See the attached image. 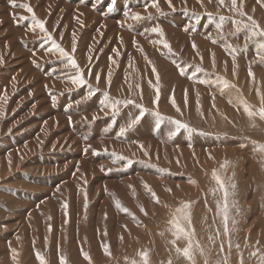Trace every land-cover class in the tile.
<instances>
[{
  "label": "rangeland",
  "instance_id": "374dc122",
  "mask_svg": "<svg viewBox=\"0 0 264 264\" xmlns=\"http://www.w3.org/2000/svg\"><path fill=\"white\" fill-rule=\"evenodd\" d=\"M63 1L69 4L68 0ZM87 1L99 6L100 10L97 11L95 9L93 13L102 14L99 15L101 18L89 20L87 16L84 15V11L82 10L84 8L89 9V7L85 5L87 4L86 0H81V2H79L82 5L76 4L75 10L72 9L70 11H66L64 9V17L62 15L58 19L57 12L54 8L47 11V19L51 23L56 22L54 29H56L60 24H64L62 27L63 36H61V33H59L60 38H58L52 31L49 30L46 25V19L38 14L36 5L32 6L37 18L45 20V27L52 34L53 39H55L61 47L73 55V58L77 61V64L87 83L82 87L73 85L71 83L70 77L76 74V70L72 69L70 66H67L66 60H59L58 53L49 54L46 53L45 49H41L40 43L43 34L33 36L34 42H37L38 47H33L34 50L28 55V58H26V56L19 57L17 55L14 69L20 67L17 65V62H23L24 59H27L29 65H31V68L36 67L38 72L43 71L40 73L46 75L48 79H30L29 84L32 85V88L29 90V93H32V95H29V102H23L25 104L24 106L29 104L28 109L32 107L30 115H27L30 123L25 125L24 129H20L19 134L27 133L29 130L31 131L33 129L39 130L46 124L53 125V129L56 128L57 125H60L61 128H57L58 133L56 136H64L65 140L60 139V141L58 139V144H60L62 149H57L56 151L53 149L54 152L53 150H50L51 153L47 151V157L53 156L55 158L54 159L52 157V162H48V164L57 166L59 163L64 162L63 160L59 161L61 159H58L55 155H65L66 161L67 158H71L73 164H80L79 160L81 161L82 159H79L76 156H70V154L73 153L76 145L74 147L72 145L71 147L66 141L69 137H74L76 135L75 131L72 130V123H69V117L64 121V115H57L58 113L55 112H53L52 115H40L37 112V109L40 106L41 97L33 96L34 91L39 88H43V91H46L49 94V98L46 99L51 101L49 104L50 107L54 108L55 106L51 96H55V93L57 92L56 82L59 83V81H63L64 87H67V91H64L63 94L64 97H67L69 93H75L78 91L81 93V91H83L79 98L68 101L64 106V109H70L78 112L84 110L88 111L85 114L71 117L72 122L81 120V124L84 123L83 126L88 123L90 128H92V125L97 123L99 130L104 132L109 131L108 133H112L117 136L116 133L119 131V128L121 126H126L125 123L117 127L119 118L125 115L123 112L132 110L134 115L131 116L134 118L135 115L138 114L139 110L133 105H128L127 107L120 105L118 106L120 108V113L113 117L112 109L107 106H101L99 103V101L103 99V92L108 91L109 95L114 99L123 100L126 98H131L137 103L143 104L144 108L146 109L145 117L151 116L153 119L150 121L151 124L148 123L149 120H146L145 117L141 119V121L137 124L138 126L141 125L140 127H142L143 124L141 122H143L145 119L146 121L144 122L148 121V126L151 125V127H148L150 130H147V133H143L139 136L148 138L150 137L157 142L154 144H149L143 140H131V142H137L133 143V145L136 146L137 155H134V153L131 152V150L135 149L132 147L129 149V155L123 152L113 151L117 153V155H123L127 159L133 161V163L127 168L124 167L126 161L115 160L114 163L113 161L115 158L111 155L112 152L108 150L107 152L105 151V153L108 154L105 155L107 158L105 159V164L108 165L103 164V166L105 165L103 168L108 169L107 173L110 172L112 175L107 181L102 180L100 183H98L99 186L97 183H95L93 185V190H95V192L92 194L88 190H84L82 192L83 198L85 192L87 193V210H85V208L83 210L80 209V213L79 211H74L75 209H72L73 211H71L68 208L67 219L70 223L68 222L69 224L67 225L64 224L63 209L61 210L63 213L61 223L60 221L54 219V209L51 206H47L44 213L40 214L43 220L42 225H44V228L47 229L48 240L44 250H42L43 247L39 245L41 247L39 252L45 257V260L48 262V264H58L59 253L57 249L59 246L60 252L66 254L69 264H87V262L84 261L80 255L81 245L75 241L77 240L75 239L77 238L76 235H81L82 238H84V235H86L90 237V239L87 241V239L84 238L85 247L83 249L89 252L93 264H126L125 258H128V260L133 258L138 259L137 253L143 249H147L149 251L150 264H168L169 261H171V264H188V261H186L182 255L176 252V248L183 249V247L186 246L187 241H185L183 238L178 239L173 235L171 230L172 226L168 223V221L172 218L175 208L180 206L181 201H193L192 228L195 232L194 243H198L200 247L204 249L205 253V256H201L199 254V250H195V261H197L196 264H205V257L207 258L209 264H216L217 260H222L225 256L228 257L229 264H239L241 256L243 258V264H257V261H255L256 258L249 255L256 249H259L260 252H262V248H264V170L261 169L260 163L258 162L259 156L254 153L251 141L264 144V121H260L258 118H256L255 124L257 127H250L251 121L244 113L243 107L235 103H230L229 101L234 100L237 96H241L245 101H247L248 104L254 107L259 106L260 97L257 96L255 89L257 86H259L261 92L264 93V64H260L259 62L253 63V61L256 59L255 46L249 44L247 51H237L235 53L236 75L233 76V56L224 47L225 44H231L233 47L238 49L243 48L245 44L244 33L241 32L236 36L231 35V33H233L236 28V25L233 24V20L247 22L246 16L241 17L237 13L231 12L229 10L230 0H225L224 7H219L217 0H211V2H209V0H203V7L197 3V0H194L193 2L196 4L197 8L189 9L187 7V12L183 11V7L185 5L182 6L179 4V2L183 0H172L176 9L174 12L168 8L164 0H158V2H163V4L159 3L161 10L165 13L163 16H160L156 10L150 6L147 8V10H145V4L148 3L150 5V0H116L111 11H108V6L111 3V0ZM21 3L24 2L17 1V4ZM6 4L7 9L15 12L17 16L24 15L21 11L23 9L19 7L13 9L8 4V1H6ZM118 7L120 12L117 11ZM8 10L7 13H9ZM243 10L247 15L253 16L258 24L264 27V7L258 4L257 0H244ZM116 11L118 13H116ZM126 11L131 14L139 13L141 16L152 15L153 19L151 21H134L130 16L127 18L125 17ZM206 12L212 13L213 15L208 17L205 15ZM194 13L199 14V17L197 18V15ZM221 15L227 17L228 19L223 22L222 29L218 30L216 28V24L220 22L219 16ZM10 16L14 25L16 27L20 26L19 30L23 31L24 33L23 35L15 37L18 40L19 38L29 40V34L32 32L26 31L29 22L27 23V21H24L18 25V23L13 20L11 14ZM107 18L110 19L108 20ZM176 21L178 24L175 23ZM159 22L168 24L173 28H175L177 25L175 29L188 34V37L183 38L181 34L173 35L172 33L168 35ZM156 24L161 26L165 34V38L170 43L174 54H162L167 50L163 49L162 46L154 45L151 42L158 39L159 37L150 31L144 32L145 28L150 29ZM186 27L189 29L188 31H184ZM211 29H213V32L209 31ZM220 32L223 33V39H221L219 36ZM73 33H75L77 39V50L75 53L71 52ZM141 33L144 34L142 35ZM196 36L201 38L203 43H199V41L194 38ZM1 37H4V34H2ZM209 37H211V39H209ZM134 39L136 41V46L133 45ZM3 42L7 44L9 48V50L6 51L2 49L0 50V56H3L5 61L3 64H0V68L4 69L6 66H9V68L12 67L11 63L14 57L11 55V52L13 50L18 52V48L17 46H9L7 40H4ZM193 42H195L197 45V51H194L191 46ZM216 46L218 48H216ZM46 47H50V45ZM36 48L40 50L39 53L36 52ZM90 48L91 51H89ZM113 48L117 49L119 56H117L116 53L112 51ZM138 48L143 49V52L139 51ZM186 49H188L189 53L191 52V54L185 53L184 51ZM202 51L207 52L201 53ZM33 52L36 53L35 56H33ZM89 56L92 57L90 65L92 69L91 76L88 75L87 71L89 67ZM102 56L103 59L106 58L104 64L97 65ZM110 56L116 61V63H110ZM145 56L151 60L152 65L156 67L160 76L161 95L157 105L155 106L152 104V101L155 99V91L153 86L156 84V78L151 73V66L148 65L144 58ZM39 57L46 58V60L41 63L39 62ZM162 58L168 59V61L166 60V62L162 60ZM33 60L36 61L35 65L32 63ZM213 61L215 62V68H213ZM161 63H164V72H162ZM250 63L251 70L254 73V80L255 82H258V85L254 82L253 77L248 76ZM38 66L41 67L39 68ZM195 66L201 67L204 71L196 73L195 76H193ZM180 67L188 68H186L187 70L185 71L184 75L179 73ZM110 68L113 74L112 77L118 80L114 81V85L109 86L107 84V78ZM96 73L101 74L100 81L102 82H97L95 78ZM5 74L10 75L7 73ZM19 75L20 79L24 78L25 71L18 73V77ZM188 76L192 78L189 79ZM216 76H220L223 79L229 81L231 84H234L235 88H232L221 94L219 87H216L214 84H201L198 82L199 80L214 81ZM171 77H173L175 80L172 83H170L172 81ZM121 80L122 82L126 83V86L121 88V91L118 94H115L117 92V84H120ZM181 81H184L185 85L179 89ZM142 82L143 84L144 82L148 83V87L151 89L150 93H146L144 91ZM130 84L132 85L131 92L129 91ZM137 84L139 85V88H136ZM18 85L19 84L16 83V86ZM46 85L47 88L45 87ZM89 85L93 89L98 90L93 97L85 100L83 98L87 95ZM185 87H187L188 96H190L188 97V101H190L187 107H185L184 103ZM109 89H111L112 92ZM178 90H181L182 92L179 98L176 94ZM6 93L8 100L10 101L11 98L17 96L18 91H15V93H10L8 90H6ZM213 96L215 97L214 100ZM20 97L21 96H19L18 99H20ZM173 97L176 100L177 106L181 108L180 113H178L171 104V98ZM94 98L95 101L92 105L85 106L84 103H89L91 100L93 101ZM197 98H199L200 104L199 112L197 111L196 106ZM56 100L57 99H55V101ZM77 101H80V103L77 104ZM16 102H18V100ZM21 103L19 105H14V108H18L17 106H22ZM213 104H215V107H213ZM154 109L158 110L162 116L180 119L182 122L187 123L191 128L195 129V131L188 133L184 130H181V132L175 137L169 139L168 134L171 131H175V125L170 123L169 120L165 119L161 123L160 128H156V118L154 115H152ZM241 112L244 114L240 115ZM13 115L14 113L10 114V116L6 114L0 116V119H5L8 116L12 117L14 120L15 116H24ZM93 116H96L97 119L92 120ZM225 117L227 119H225ZM25 120L27 119L21 120V122L25 123ZM65 122L68 126L66 130H64ZM14 124L15 126L17 125V123ZM81 124L79 123L78 125ZM109 125H111V127H109ZM137 125L135 126L136 128L138 127ZM14 127L12 126L11 129ZM16 127L19 128L18 126ZM135 127L130 129L128 132H132L134 129H136ZM234 127L237 130L234 129ZM106 128L108 129L107 131H105ZM4 130H6V128H3L2 123L0 122V132L2 133ZM85 130H87V127H85ZM114 130L115 132H111ZM47 133L50 135H47L45 141H42L43 143L41 145L39 144L36 146L39 149L32 150L27 153L29 156L27 157V160L28 162H31L27 168H30L36 161L40 164H44V160H39L37 158L39 154H41L40 149L44 143L47 144L48 142H51L52 133ZM6 135V138H10L11 144L9 145L14 146L15 141L13 142V140L16 139L13 138V133L11 136L9 132L6 133ZM1 136L2 135L0 134V145L2 146V144H4V142L2 143V139L4 137ZM89 136H91V134H89ZM245 137L248 139H244ZM72 139L70 142H72ZM75 140H77V138ZM161 141L165 144H162ZM79 142L83 143L81 142V139ZM172 142H175L176 144L171 146L170 151L169 145L166 143ZM189 144H191L192 147H189ZM241 144H244L245 146L241 147ZM141 145H143V149L141 148ZM177 145L179 148H177ZM90 147L92 146L90 145ZM8 149V146L7 148L3 146V148L0 150V156L2 158L6 157L5 150ZM78 149L79 147H77V150ZM144 151H147L149 155L145 156ZM162 151H167L168 157L163 156ZM35 153L38 154L36 155ZM100 153L101 152L97 150L96 155ZM193 153H195V155H193ZM81 155H83V153ZM92 159L93 158H90V160ZM166 159L168 161H163ZM177 159L180 161L179 164L176 162ZM225 161L229 162L228 166L226 169L221 170L220 165ZM18 168L19 167H14L10 157L6 158L3 163L1 162L0 158V177L2 175L1 172L3 174L7 173L6 176H2L0 185H5L6 190L7 188H14L9 184L17 185L21 183L22 180L35 181L39 180L40 178H45L46 176L54 175L53 172H46V174L44 172L43 175L40 174L36 176L31 170L24 171L21 169L20 172ZM69 168L70 166H66L64 169V176L68 174L66 177L72 176V172L69 173L71 168ZM160 169H168V172L163 173L159 171ZM214 169L219 172L225 183V186L230 193L233 192L231 184L235 183L236 185L234 190L235 195H230L228 198L230 233L227 237L224 235L222 223L223 217L217 212V201L220 202L221 206L223 205V193L220 191L213 193L211 191V189L218 187L211 176ZM54 171L56 174L62 173V171L56 167ZM17 172H20L21 176H18ZM26 172L31 174L27 175ZM119 174H121V176H115ZM17 176L19 177L20 181H18ZM189 179L195 180L196 184L193 185L189 183ZM5 180H8L9 184L6 183ZM143 183H147L152 188V190L157 193L159 203L153 201L150 195L145 192ZM61 184L62 181L56 184V186ZM54 186L55 185L47 186L49 193L38 200L36 203L37 206L38 204L47 200L53 202L54 204L65 203L64 193L60 195L57 190H54ZM166 189H171V191H166ZM206 194H208V196H206ZM77 196L79 195L75 193L74 198ZM117 201L122 205V208L128 209L127 213L123 212L122 209L115 207V202ZM233 201H235V205H233ZM5 203L6 202L0 204V251L4 252L3 255H1L2 257L0 256V264H14L11 249H17L16 238L19 237L18 242L20 239L23 242L24 237L22 235L24 233L25 235L30 233L31 230L30 227L29 229L26 228V231L28 230V232L23 233V231H21V223L11 225V223L17 222L20 218L18 216L19 214H17L18 207H6L4 205ZM140 207L144 208V212L140 211ZM94 209L96 211H94ZM237 209L239 211H237ZM145 212L147 215H145ZM48 217H51V219L49 220ZM72 217L74 218V221L77 220V222L82 221L86 223V226L82 227L85 229H82L81 233L79 234H77V232H80L77 230L78 223H71ZM133 217H135V220H133ZM93 219H95L94 223L96 222V219L97 222L95 224V228L91 227L92 230H95L90 231V229H88V224H90L88 221ZM231 219H235L237 221V224L235 225V231H231L233 228ZM49 224L52 228L51 232L48 231ZM125 227L127 230H125ZM105 231H107L106 241L109 244L111 257L105 256L103 249L101 248V243L104 242L101 240V235ZM93 232L95 233L93 234ZM72 233L73 236L75 235V238L72 236ZM161 233H163V235H161ZM217 233H219V235H217ZM92 235L94 236L92 237ZM142 236L144 237L143 240L140 239ZM12 237L15 240H13ZM41 237L44 241L41 240V242H39L46 244L45 236L42 234ZM121 237H123V239H121ZM209 237H213V240H210ZM73 238L75 239V244H79L78 247H80L78 248L75 245V249L72 251L73 259H71L68 257L70 253L69 250L64 249V239L71 242L73 241ZM60 239L63 244L60 242ZM136 239H140L141 241H136ZM229 239L232 242L231 249H229L228 246ZM172 241H175V243H172ZM27 242H29L30 245V251L28 252L30 254L24 256V254H26L24 252L26 251H23L22 247H18L16 250L17 253L19 252L17 259H19V261L29 260V264H39L35 258L34 250H32V245L30 243L31 240ZM236 244L240 245L239 250H237ZM246 244L247 246H245ZM19 246L23 245L21 244ZM120 246H122V248H120ZM221 246H223L224 249L223 253L220 251ZM17 264H19V262Z\"/></svg>",
  "mask_w": 264,
  "mask_h": 264
},
{
  "label": "bare ground",
  "instance_id": "6f19581e",
  "mask_svg": "<svg viewBox=\"0 0 264 264\" xmlns=\"http://www.w3.org/2000/svg\"><path fill=\"white\" fill-rule=\"evenodd\" d=\"M6 1H8V0H0V19L3 20V22H2V20H0V50L1 49L4 50V51L9 50L8 47L5 48V46H4L5 43L3 42L4 40H7L8 43H9V46H12V47H16L17 46L18 52L16 50H13L11 52L12 53L11 55L14 57V59H13V61L11 63L12 64L11 65L12 67L9 68V66H6L4 69L3 68H0V72H1V74H0V83H1V85H0V94H3L5 92V90H8L10 93H15V91H18V94H17V96H14L13 98H11L10 101L8 100L9 101L8 104H3L2 102H0V110H2L4 112V115L7 114L8 116H10V114H13L14 113V115H24V116H21V117L15 116L14 120H13L12 117H8V116L5 119H0V122L2 123V127L3 128H6V130H4L2 133L0 132V134L4 137L2 139V143L4 142V144H2V146L0 145V150L3 148V146H5L6 148L8 146V148H9L8 150H5L6 151V157L5 158H2L0 156L1 162L3 163L6 158L10 157L11 160H12V163L14 164V167H19L18 169L20 170V172H21V169H23L24 171H27V170L30 171L31 170L33 172V174L36 175V176L37 175H40V174L43 175L44 172H45V174H46V172H53L54 173V175H52V176H46L45 178H40L39 180H35V181L22 180L21 183H19L17 185L9 184L8 183V180L7 181L5 180L6 183H8L10 186L14 187L12 189H8L7 188V190H6L5 189L6 188L5 185H3V184L0 185V204L6 202L4 204L6 207H14V206H17L18 207V211H17L18 213L17 214H19L18 216L20 218H19V220L17 222L11 223V225H16V224H20L21 223V225H22L21 226L22 227L21 228L22 229L21 231H23V233L24 232H28V230L26 231V228L29 229V227H30L31 232L28 233V234H26V235H25V233L22 235L24 237L23 238V242L21 241V239L18 242V239L16 238V240H17V249H18V247H22L23 248V251H26V252H24V253H26V254H24V256L25 255L27 256V255L30 254V253H28L30 251L29 250V246L30 245H29V242H27L29 240H31L30 243L32 245V250H34V253L36 251H40L41 250V247H43L42 250H44L46 248V244L40 243L41 240H43V238L41 237L42 234L45 237H47V240H48L47 229L44 228V225H42V221L43 220H42V217L40 216V214L44 213V211L46 210V207L47 206H51L54 209V215H53L54 219L60 221V223L62 222V218H63V213L61 211L62 210V207H61L62 204H60V203L54 204L53 202L47 200L45 202H42V203L38 204V206L36 205V203L38 202V200L40 198H43L44 195H46L47 193H49V190H48L47 186H49V185H55L54 186V190H57L60 195L62 193H64V202H67V204L69 206L68 208L71 211H73L75 209L74 211H76V212L79 211L81 213L80 209H82V210L84 209V198L82 197V195H83L82 192L84 190H88L92 194L93 192H95V190H93V185L95 183L98 184L102 180H106L107 181L109 179V177L112 175V173H110V172L107 173L108 169H104L103 168V167H105V165H108V164H105L106 163V160L105 159H107L105 157V155H108V154L105 153V151L107 152V150H108L110 152H113V151L123 152V153H126L127 155H129L130 154L129 149H130V147H132V148H135V149L131 150V152L134 153V155L135 154L137 155V153H136V146L133 145V142H131V140H137V141L143 140L144 142H147L149 144H154L157 141L154 140L153 138H150V137L148 138V137L139 136V135H142L143 133H147V130H150L149 128L151 127V125L148 126L149 125L148 123L151 124L150 121L153 119L151 116L150 117H145L146 120H149V122L147 121L148 123L147 122H144V121H146L144 119L143 122H141L143 124L142 127H140L141 125L140 126L137 125L140 128L137 127L138 128L137 129L135 127L136 129H134L132 132H126V134L124 135V137L115 136L112 133H108L109 131L104 132V131L99 130L97 123H95L94 125H92V128H90L88 123H86V125L83 126L84 123L81 124L82 121L81 120H77V121L72 122V130L75 131V134L76 135L74 137H69L68 136L69 138L66 141H67V144H69L71 147H72V145H73V147L76 145V147L74 148L73 153H71V154L69 153V154H70V156H76L79 159H82L81 161L79 160L80 164L79 165L78 164H76V165L73 164L72 161H71V158L70 159L67 158V161H66V156L65 155L64 156H61V155H55L54 154L58 159H61L59 161H62L63 160L64 162L63 163L62 162L59 163V165H57V166L56 165H53V166L52 165H49L48 162H52L51 160H52V157L53 156L52 157L51 156L50 157H47L46 156V155H48L47 154V151L50 152V150H53V149L55 151L57 149H62L61 146H60V144H58V139L59 140L60 139H64V136H56L57 133H58L57 128H61V126L60 125H57L56 128L53 129V125H47L46 124V125H44L39 130L33 129L31 131L29 130L27 133H21V134H19L20 129H24L25 128L24 126L27 125L28 123H30V120L28 119V116L27 115H30V111H31L32 107H30L29 108L30 110H29L28 109V105L29 104L26 105V106H24L25 104L23 103L25 101H28L29 102V99H30L29 98V92H30L29 90H31V88H32V85L29 84L30 79L40 80L41 78H44V80H47L48 78L43 73H40V72H43V71L38 72V70L36 69V67L35 68L34 67L31 68V65H29L27 59H24L23 62H17V65L20 66V67H18L17 69H14V64L16 62L17 55L19 57L26 56V58H28V55L34 50L33 47L35 48L37 46V42H34V37L33 36L41 35L42 33H40L39 32V29H37L35 32H31L29 34V40H24L22 38H19V40H18L15 36H20V35H23L24 33H23V31L19 30L20 29V26L16 27L14 25V23L11 21L10 14L12 13V11H10V10L7 9ZM17 1H22L24 3L26 2L31 7L34 6V5H36V10H37L38 14H40L41 16H43L46 19V25H47V27L58 38H60L59 33H62L63 32V28L62 27L64 26V24H60L56 29H54L55 26H56V22L55 23H51L47 19V11L49 9L54 8L56 10V12H57V19H58L62 15L64 17V9L66 11H70L72 9L75 10L76 9V4L82 5V4L79 3V2H81V0H68V3L69 4L65 3V1H63V0H17ZM123 1H125V0H123ZM193 1L194 0H187V7L189 9H196L197 8L196 4ZM86 3L87 4H85V5H87L89 7V9L84 8L82 10V11H84V15L87 16V18L89 20L101 18L99 15H102V14L93 13V11L95 9L97 11L100 10L99 6H96L94 3H90L87 0H86ZM159 3L163 4L162 1H160ZM179 4L182 5V6H184V0L181 1V2H179ZM121 5H123V4H121ZM208 6L211 7L210 5H208ZM100 7H101V5H100ZM7 10H8L9 13H7ZM21 11L23 12L24 16H29V14L26 11H24V10H21ZM117 11H119V7L117 8ZM117 11H116V13H118ZM28 22H30V19H29V21H27V23ZM107 23H110V22H107ZM172 23H173V21H172ZM175 23L178 24L177 21ZM18 25H20V23H18ZM160 25L167 32L168 35H170L172 33L173 35L174 34H181L183 36V38L188 37V34L182 32V31H178L177 29H175L177 27V25H176V27L174 26L175 28L169 26L168 24H164V23H160ZM208 28H209V25H208ZM209 31L210 32H213V29H211ZM2 34H4V37H1ZM194 38H196L199 41V43H203L202 42L203 40L201 38H199L197 36L194 37ZM216 48H218V47L216 46ZM36 50L35 51L37 53L40 52L39 49L36 48ZM207 50L210 51L209 49H207ZM184 52L185 53H188V54H191V52L189 53V50L188 49H186ZM206 52L205 51H202L201 53H206ZM153 55H155V54H153ZM222 58H223V56H222ZM105 59L106 58L103 59V56H102L101 60L99 61V63L97 65L104 64ZM45 60H46V58L39 57V62L42 63ZM162 60H164V61L167 60L168 61V59H164V58H162ZM161 67H162V72H164L165 71L164 63H161ZM24 71H25V77L20 79V75L18 77V73L24 72ZM5 73L10 74V75H6ZM226 75H228V74H226ZM13 76L16 77V80L15 81L12 80V77ZM112 76H113V74H112ZM171 79H172V81L170 83H172L173 81H175L173 77H171ZM117 80L118 79H116L114 77H111V84L110 85H114L115 84L114 81H117ZM100 82H102V81H100ZM16 83L19 84L18 86H19V89L20 90L18 89V86H16ZM56 83H57L56 90L58 92V95H57V92H56L55 93V96H56V99L57 100L54 102V106H55L54 108H51L50 105H49L51 103V101L49 99H46V98H49L48 92H46V91L44 92L43 91V88H39L36 91H34V93H33V96L34 97H41V103H40L39 108L37 109V112L40 115H44V114L52 115V113L55 112V113H58L57 115H64V121H65V119L68 118L69 116L76 117V116H79L81 114H85V113L88 112L86 110L81 111V112L73 111V110H70V109L65 110L64 109V106L66 105V103L68 101L75 100V99L79 98L81 96V94H82L83 91H81V93H79V91L78 92H75V93H69V95L67 97H64L63 94H64V91H67V87H64L63 81H59V83L58 82H56ZM184 85H185V82L184 81H181L180 82V85H179V89L182 88V87H184ZM125 86H126V83L122 82V80H121L120 81V84H117V92L115 94H118L121 91V88H123ZM142 87H143V89H144V91L146 93H150L151 89L148 87V83H145L144 82V84H143V82H142ZM185 88L187 89V87H185ZM109 90L112 92L111 89H109ZM181 93H182L181 90H178L176 92V94L178 95L177 96L178 98L180 97V94ZM19 96H21L20 99H18ZM45 96H47V97H45ZM188 97H190V96H188ZM17 100H18V102H16ZM94 101H95V98L93 99V101L91 100V102L84 103V104H85V106L92 105L94 103ZM221 102H222V100H221ZM20 103L22 104V106H17L18 108H14V105H19ZM25 103H27V102H25ZM251 103H253V102H251ZM26 109H28V110H26ZM51 110H55V111H51ZM123 113L125 115H123L122 117L119 118V122L117 124V127L119 125H122V124H125V123L127 124V122L129 121V119L132 118L131 115H134V112L132 110H127V111H124ZM243 114L244 113L241 112L240 115H243ZM24 119H27V120H25V123H22L21 120H24ZM14 123H17L16 126H18L19 128H17ZM79 123L81 125H78ZM200 125H202V124H200ZM12 126L13 127L15 126L14 128H12L14 130L11 129ZM67 127L68 126H67V124L65 122L64 123V130H66ZM85 127H87V130H85ZM229 127H227V128H229ZM225 129H224V131H225ZM234 129H236V128L234 127ZM9 130H11V131H9ZM8 132L10 133V136L13 133L12 136H13L14 139H16V140H13L12 139L13 142L15 141L14 142L15 143L14 146L9 145V144H11L10 138L9 137L6 138L7 137L6 133H8ZM47 132H51L52 133L51 134V142H48L47 144L44 143V145L40 149V153L41 154H39V156H41L42 158L39 157V156L37 158L39 160H44V164H40L39 162L36 161L35 163H33V165L30 168H27V166L29 164H31V162L30 161L28 162V160H27L28 159L27 157H29L27 155V153H29L32 150L39 149L36 146L39 145V144L41 145L43 143L42 141H45L47 135L49 134ZM111 132H115V130L114 131H111ZM35 133H36V135H35ZM89 134H91V136H89ZM66 136H67V134H66ZM76 138H77V140H75ZM17 139H18V141H17ZM71 139H72V142L73 143L70 142ZM80 139H81V142H83V143H80L79 142ZM94 140H97V141H94ZM46 142H47V140H46ZM161 143L162 144H165L162 141H161ZM166 144L169 145V150L171 151V146L175 145L176 143L175 142H172V143H166ZM90 145L92 147H90ZM77 147H79L78 150H77ZM164 148H166V147H164ZM85 149H87V151H85ZM54 150H53V152H54ZM97 150L100 151L101 153L98 154V155H94L93 152L95 151L97 153ZM164 150H166V149H164ZM82 153H83V155H81ZM35 154L37 155L38 153H35ZM31 156H32V153H31ZM163 156H167L168 157L167 151L163 152ZM81 157H83V158H81ZM90 158H93V159L90 160ZM164 158H166V157H164ZM73 160H74V158H73ZM163 161L166 162L168 160L166 159V160H163ZM45 162H46V164H45ZM103 164H105V165L103 166ZM66 166H70V168H71V171H69V173L72 172V176L71 177L70 176L69 177H66L68 174H66L64 176V169L66 168ZM55 167L58 168V169H60L62 171V173L61 174H56L55 171H54ZM135 171H137V170H135ZM20 172H17V175L18 176H21V173ZM26 173H27V175L28 174H31L29 172H26ZM1 174L2 175L0 177V181L2 180V176L3 177L6 176L7 173H4L3 174L1 172ZM48 174H50V173H48ZM115 176H121V174L115 175ZM64 177H66V178H64ZM18 181H20L19 180V177H18ZM60 181H62V184L56 186V184H58ZM85 181H87L86 184H85ZM98 186H99V184H98ZM97 189H99V188H97ZM75 193H77L79 195L76 198H74ZM206 196H208V194H206ZM56 210H57V213H56ZM94 211H96V210L94 209ZM33 214H35V215H33ZM94 214H96V213H94ZM26 216H28V217H26ZM81 216H80V219H81ZM96 218H97V216H96ZM91 219H92V217H91ZM108 219H109V217H108ZM64 220H65V216H64ZM94 220L95 219L88 221L90 223V224H88V226H89L88 229H90V231H94L95 230V229L94 230L91 229V227L95 228V224L97 222V219H96V222L95 223H94ZM74 222L75 223H78L77 230L80 231V232H77V234L81 233V230L82 229H85V228H82V227L83 226H86V223H84L82 221L77 222V220L74 221V218L72 217L71 223L75 224ZM92 223H93V225H92ZM70 227H72V226H70ZM94 233L95 232H93V234ZM72 236H73V233H72ZM76 236H77V238H75V237L74 238L77 239V240H75L73 238V241L75 240L76 242H78L81 245V248H84L85 247L84 246V241H85L84 238H86L87 241H88L90 239V237H88L86 235H84L85 236L84 238H82L81 235H76ZM93 236L94 235H92V237ZM143 238L144 237L142 236L140 239L143 240ZM140 239H136V241H141ZM13 240H15V239L13 238ZM73 241L70 242V241L64 239V249L69 250L70 253H69V256L68 257L71 258V259H73L72 251L75 249V245H76L75 244V241L74 242ZM60 242L62 243L61 239H60ZM26 243H27V245H26ZM21 244L23 246H19ZM39 245H41V247ZM78 245H76V246L78 247ZM122 246H125V245H122ZM122 246H120V248H122ZM2 247H3V245H2ZM262 252H264V248H262ZM3 253H4L3 251H0V256L3 255ZM21 253H22V251H21ZM255 261H257V259ZM18 262H19V264H29V260H20L19 261V259H17V261L15 262V264H17Z\"/></svg>",
  "mask_w": 264,
  "mask_h": 264
},
{
  "label": "snow or ice",
  "instance_id": "6c2138e0",
  "mask_svg": "<svg viewBox=\"0 0 264 264\" xmlns=\"http://www.w3.org/2000/svg\"><path fill=\"white\" fill-rule=\"evenodd\" d=\"M116 0H111V3L108 6V11H111L112 6L115 4ZM164 2L167 4L168 8L171 11H176L172 0H164ZM209 2H211V0H209ZM197 3H199L201 5V7H203V0H197ZM257 3L260 4L262 7H264V0H257ZM8 4L13 8H21L24 11H26L28 14H30L29 16H24V15H20L17 16V14L15 12H12V18L16 23H22L24 21H29L27 25V29L26 31H32L35 32L37 29H39V32L43 34L42 38H41V43H40V47L41 49H45L46 53H58V59L61 61H65L67 62V66H70L72 69L76 70V74L72 77H70L71 79V83L77 87H82L84 85H86L87 81L83 76V73L81 72L77 61L73 58V55L70 54L68 51H66L63 47H61L55 39H53L52 34L46 29L45 27V20L42 19H38L34 9L28 4V3H21V4H17V0H8ZM217 4L219 7H224L225 6V0H217ZM184 7H183V11L187 12L188 8H187V0H184ZM154 8L156 10V12L160 15L163 16L165 15V13L161 10L160 8V4L158 2V0H150V5L148 3L145 4V10H147L148 7ZM244 9V0H230V5H229V10L233 13H237L239 16L241 17H245L246 16V20L247 22H243V21H236L233 20V24L236 25L235 31L233 33H231V35L236 36L239 33L243 32L244 33V40H245V44L243 46V48H236L233 47L231 44H225L224 47L226 48V50L229 51V53L233 56V76L236 75V64H235V53L237 51H247L249 44H252L255 46V61H253V63L255 62H259L260 64H264V27H262L260 24H258V22L254 19L253 16L247 15L246 12L243 10ZM195 14V13H194ZM197 15V18L199 17V14H195ZM206 16L211 17L213 14L206 12L205 13ZM131 17L132 20L134 21H142V20H149L151 21L153 19L152 15H147V16H141L139 13L136 14H131L129 12H125V17ZM228 19L227 17L221 15L219 16V23L216 24V28L218 30L222 29L223 27V22ZM189 29L186 27L184 29V31H188ZM151 32L156 34L159 38L156 40L151 41L154 45H160L162 46L163 49L167 50L165 53H162L164 55H169V54H174L173 53V49L170 45V43L167 41V39L165 38V34L161 28V26L159 24H156L155 26L151 27L150 29L145 28L144 32ZM142 35L144 33H141ZM61 36H63V33H61ZM219 36L221 39H223V33L220 32ZM209 39H211V37H209ZM215 42V41H214ZM50 45V47H46ZM133 45L136 46V41L135 39L133 40ZM5 48L8 47L7 44L4 45ZM192 48L194 51H197V45L195 44V42L192 43ZM77 50V39H76V35L75 33H73L72 36V43H71V52L75 53ZM139 51L143 52V49H139ZM89 51H91V48L89 49ZM112 51L114 53H116L117 56H119V52L117 51V49L113 48ZM36 53L33 52V56H35ZM145 60L147 61L148 65L151 66V73L155 76L156 78V84L153 86L154 87V91H155V99L152 101V104L155 106L157 105L159 99H160V95H161V90H160V76L157 72V69L154 65H152L151 60L148 59L147 56L144 57ZM131 59V58H130ZM89 60V67L87 69L88 71V75L91 76L92 75V69H91V60L92 57L89 56L88 57ZM109 61L110 63L114 64L116 63L115 60L112 59V57H109ZM4 58L3 56H0V64H3ZM32 63L35 65L36 61L33 60ZM213 68H215V62L213 61ZM186 67H180L179 68V73L181 75H184L185 71H186ZM55 71V70H53ZM204 70L199 67V66H195L194 72H193V76H195L196 73H200L203 72ZM248 76L249 77H253L254 80V73L251 70V63L248 69ZM111 77H112V71L111 68L109 69L108 72V78H107V84L110 86L111 84ZM95 78L97 80V82L99 83V81L101 80V74L100 73H96L95 74ZM192 77H189V79H191ZM12 80L15 81L16 77H12ZM201 84H214L216 87H219L221 94H223L225 91H228L232 88H235L234 84H231L229 81L223 79L220 76H216L214 81H209V80H199L198 81ZM255 82V80H254ZM258 85V82H255ZM151 84V81H150ZM47 88V85L45 86ZM136 88H139V85H136ZM98 89H93L90 85L88 86V92L87 95L83 98L85 100L93 97L96 94V91ZM132 90V85H129V91L131 92ZM257 96L260 97V103L258 107H254L250 104L247 103V101H245L241 96H237L235 97L234 100H230V103H235L239 106L243 107V111L244 113L249 117L251 123H250V127H257V125L255 124V119L258 118L260 121H264V93L261 92V89L259 86L256 87L255 89ZM29 95H32V93H29ZM103 99H101L99 101L101 106H107L110 107L112 109V116L115 117L120 113V108L118 106L123 105L125 107H127L128 105H133L135 108H137L139 110L138 114L135 115L134 118H131L126 126H121L119 128V131L116 133V135L118 137H123L126 132H128L130 129H133L140 121L142 118L145 117L146 114V109L144 108L143 104L137 103L135 100L131 99V98H126V99H114L109 95L108 91H104L103 92ZM51 99L53 101V103L55 102L56 97L55 96H51ZM215 99V97L213 96V100ZM0 102H2L3 104H7L8 102V96L6 93V90L3 94H0ZM77 104L80 103V101L76 102ZM184 103H185V107L188 106V91L187 89H185L184 92ZM171 104L173 106V108H175V110L180 113L181 112V108L177 106L176 100L175 98H171ZM196 106H197V111H200V104H199V98H197V102H196ZM213 107H215V104H213ZM4 112L2 110H0V116H3ZM152 115L155 116L156 121H155V127L156 128H160L161 123L167 119L170 121V123H172L173 125H175V131H171L169 132V139H171L172 137H175L178 133L181 132V130H184L188 133H192L195 131V129L191 128L187 123L182 122L180 119H175L172 117H165L162 116L161 113L154 109L152 112ZM97 117L93 116L92 120H96ZM225 119H227L225 117ZM69 123H72V119L71 116H69ZM109 127H111V125H109ZM108 129L106 128L105 131H107ZM11 131V130H9ZM202 134V133H201ZM244 139H248L247 137H245ZM133 143H137L136 141H133ZM251 144L253 145V151L256 155L259 156V163L261 166V169L264 170V144H259L255 141H251ZM241 147H244V144L240 145ZM189 147H192L191 144H189ZM141 148L143 149V145H141ZM177 148H179V146L177 145ZM85 151H87V149H85ZM94 155H96L97 153L94 151L93 152ZM111 155L115 158L114 159V163L115 160H121V161H126V163L124 164V167L127 168L129 167L133 161L130 159H127L126 157H124L123 155H117V153L112 152ZM144 155L147 156L149 155V153L147 151H144ZM193 155H195V153H193ZM177 164L180 163L179 159H177ZM228 161H225L224 163H222L220 165V169H226L228 166ZM159 171L163 172V173H167L168 169H160ZM212 179L215 181V184L218 186L217 188H213L211 189V191L213 193L220 191L223 193V205L221 206L220 202L217 201V212L219 215H222L223 217V228H224V235L227 237L229 236L230 233V229H229V220H230V216H229V204H228V198L230 195H235V188L236 185L235 183L231 184V187L233 189V192H229L227 187L225 186V183L223 181V179L221 178L219 172L217 170H213L212 171ZM231 179V178H229ZM189 183L195 185L196 181L189 179L188 181ZM87 183V181H85V184ZM131 187V186H129ZM143 188L145 190V192L147 194L150 195L151 199L153 201H156L157 203H159V198L157 196V193L155 191L152 190V188L147 184V183H143ZM166 191H171V189H166ZM193 201H181L180 202V206L175 208L174 214L172 215V218L168 221V223L172 226V232L173 235L176 236L178 239L183 238L185 241H187V244L185 247H183V249L181 248H176V252L180 255L183 256V258H185L186 261H188V264H196L195 261V250H199V254L201 256H205L204 253V249L200 247V245L198 243H194L195 240V232L194 229L192 228V205H193ZM233 205H235V201H233ZM63 212H64V216H65V220H64V224L67 225L68 224V204L67 202L63 203L61 205ZM115 207L118 209H122L123 212L127 213L128 209L127 208H122V205L117 201L115 202ZM84 208L85 210H87L88 208V197H87V193L85 192L84 194ZM140 211L144 212V208L140 207ZM237 211H239L237 209ZM145 215H147V213L145 212ZM105 218H106V214H105ZM48 219L50 220L51 217H48ZM133 220H135V217H133ZM231 224L233 225V228L231 229V231H235V225L237 224V221L235 219H231ZM52 228L51 225L49 224L48 226V231L51 232ZM125 230L126 227H125ZM161 235H163V233H161ZM217 235H219V233H217ZM106 237H107V231H105L102 235H101V240L104 241L103 243H101V248L103 249V253L105 256L111 257V251L109 248V244L106 241ZM17 239H19V237H17ZM121 239H123V237H121ZM210 240H213V237H209ZM45 243L47 245V237H45ZM172 243H175V241H172ZM258 243V242H257ZM228 246L229 249H231L232 247V242L229 239L228 240ZM247 246V244L245 245ZM237 250H239L240 245L237 244L236 245ZM58 264H69L68 260H67V256L66 254L60 252L59 246H58ZM221 253H223L224 249L223 246H221L220 249ZM12 252V259L14 261V264L16 262L18 253L16 252L15 249H11ZM80 255L82 256L83 260L87 262V264H93L92 258L89 254L88 251L84 250L83 248L80 249ZM138 259L133 258L131 260H128V258L126 259V264H150V260H149V251L147 249H143L141 251H139L137 253ZM250 256L255 257L257 259V264H264V252H260L259 249H256L254 251H252L250 253ZM35 258L36 260L39 262V264H48V262L45 260V257L39 252L36 251L35 252ZM168 264H171V261L168 262ZM205 264H209L207 258L205 257ZM216 264H229V259L227 256H225L222 260H217ZM239 264H243V258L241 256V259L239 261Z\"/></svg>",
  "mask_w": 264,
  "mask_h": 264
}]
</instances>
